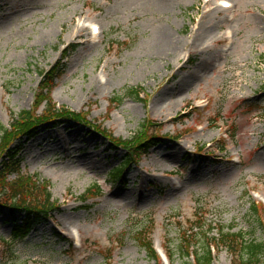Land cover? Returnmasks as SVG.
<instances>
[{"label": "rangeland", "instance_id": "1", "mask_svg": "<svg viewBox=\"0 0 264 264\" xmlns=\"http://www.w3.org/2000/svg\"><path fill=\"white\" fill-rule=\"evenodd\" d=\"M221 1L175 0L170 12L155 15L112 8L110 0H0L9 8L0 5V122L10 132L22 112L35 110L42 75L53 67L62 74L52 101L34 112L63 107L84 118L0 133V161L9 147H21V173L49 184L55 205L17 240L12 214L0 212V264H159L139 241L147 237L161 264H194L192 253L213 243L204 233L216 237L222 226L264 240V0H225L228 8ZM216 7L227 21L213 29L208 47L187 54V46L166 64L148 50L159 22L190 45L191 30ZM80 18L85 35L68 41ZM92 24L103 34L94 35ZM173 73L196 77L178 90ZM142 131L151 141L145 148L119 143ZM129 157L117 177L114 169ZM191 227L202 238L181 243ZM239 249L215 245L212 264H264V252L247 263Z\"/></svg>", "mask_w": 264, "mask_h": 264}, {"label": "trees", "instance_id": "2", "mask_svg": "<svg viewBox=\"0 0 264 264\" xmlns=\"http://www.w3.org/2000/svg\"><path fill=\"white\" fill-rule=\"evenodd\" d=\"M65 56V55H64ZM54 68V67H53ZM52 68V69H53ZM49 70L42 75V80L39 85V91L36 94V99L34 102V109L36 110L38 106L43 104L45 101L51 103L52 98L50 93L53 89V81L56 77H59L62 73L58 68ZM133 93L137 94V90L133 91ZM139 95V93H138ZM26 110L22 112L21 118L16 119L13 125L12 131H8L4 127V125L0 122V133L2 135L8 133L9 136H18L22 133H32L39 124L43 122L51 121L57 122L60 119L68 118L75 121L84 120L81 112H74L66 108L59 107H51L45 109L42 113L38 114L34 111ZM148 126V123L145 122L144 127ZM8 131V132H7ZM144 131V130H143ZM140 132L131 140H120V144H129L135 145L138 143L140 149L150 143L148 140L150 137H145L144 132ZM156 136L151 137L152 139H156ZM147 139V140H146ZM146 140V141H145ZM116 141V140H114ZM142 141V142H140ZM134 147V146H133ZM135 148V147H134ZM22 148L17 147V145L13 147H9L6 150L5 155L1 158L0 161V212L5 208L9 210L12 214L13 218V229L11 231V239H23L26 238L36 224L42 222V220L46 219L50 210L55 206L52 204L53 200L51 199L49 184L42 185V182L39 177H34L30 175H24L21 173V159L20 153ZM137 153L141 154L137 150ZM8 156V157H7ZM132 158L129 157L126 159L121 166H118L114 169V173L117 177L121 176L124 167L130 162H132ZM14 175L15 178L9 179L10 176ZM41 191V192H39ZM252 212L251 214L257 220V223H261L258 219V211L255 203H252ZM23 212V217L19 219L18 213ZM199 216V215H197ZM202 216H199L201 219ZM198 220V217H197ZM259 220V221H258ZM196 227V226H195ZM200 229H204V226H200ZM208 234V229H204ZM193 237L200 238L201 235L198 233L196 228L191 227L188 229H184L181 232V243L189 242ZM205 240H213L211 242L206 241L203 245V251L199 253L197 256L192 253L195 263L194 264H212L213 261V253H212V245H222L226 249L230 250L232 253L237 251L239 247V251L244 253L243 256L248 258L247 263H257L260 260V255L264 252V240L256 241L254 239H247L246 235L241 231H233V227L225 230V227L222 226L219 228L218 236L216 237H207L204 233L203 235ZM202 238V237H201ZM140 243L143 247L146 248L147 253L150 257L154 259H158V263H160V259L158 254L153 248L150 237H147L143 240H140ZM194 247L193 244L188 246V250ZM184 249V246L181 245V251ZM170 259H172L171 255L167 252ZM237 256V254H236ZM186 257H191V253L186 254ZM244 260V258H243ZM242 260L243 264L244 261Z\"/></svg>", "mask_w": 264, "mask_h": 264}, {"label": "bare ground", "instance_id": "3", "mask_svg": "<svg viewBox=\"0 0 264 264\" xmlns=\"http://www.w3.org/2000/svg\"><path fill=\"white\" fill-rule=\"evenodd\" d=\"M114 5H112V8H121V7H126L129 5L135 6L136 9H142L143 11L146 12H153L155 15H166L170 10L176 5L175 0H110ZM227 2L225 0H222L221 3ZM2 9L5 11H8L9 8L6 9L5 4H0ZM221 9L219 7H216L213 9V11L208 10L203 13L202 19L199 21V24L196 28H193L191 32L189 33L192 37L190 38L191 42L190 45L187 44L185 41H183L182 38L176 37L175 33L173 32L172 27L170 26H165L163 23L159 22L158 25L154 29V33L152 35V38L149 41V48L148 50L151 52L153 57L159 58L163 60V64H166L165 61L168 60V58L172 55L176 56L178 55L182 50H187L188 47L190 46L191 48L188 49L187 54H190L193 49H198V48H205L208 47L209 45H206L211 37L213 36V29L219 24V23H224L227 21V19L224 18H218V14L220 13ZM204 18V19H203ZM96 24H92L91 27H93ZM85 28V22L80 18V20L77 23H74L73 27V33H70L68 41L72 39L73 36L78 37V36H84L85 34L82 33L83 29ZM103 32L100 29L98 34L95 35H102ZM189 39V38H188ZM213 39V38H212ZM216 41H221L220 38L216 39ZM73 43V41H71ZM85 43V42H84ZM189 56V55H188ZM190 59L188 57L189 62ZM200 62L202 64H207L208 61L205 59H200ZM188 63L183 64L177 67L178 72L180 70H185L188 68ZM177 72V73H178ZM177 73H173L171 78L177 81L179 87L178 90L189 88L192 85V82L195 80V74L191 73L187 77H183L180 80H177ZM99 78V77H98ZM95 79H92V82H94ZM107 83H104L102 79L99 78L97 86L99 88H104ZM164 97L161 99H157L155 101L156 105H159ZM168 119V118H167ZM174 117L169 118L167 121H174ZM164 125V124H162ZM70 153V150H69ZM167 157L174 158V153L169 152L166 154ZM83 163L85 164L86 167L89 168H95V164L90 161V159H85L83 160ZM160 163V162H159ZM187 180L192 179V174H190L187 178ZM185 179V181H186ZM180 181V184H184L185 182ZM180 184H173L171 185L173 188H178ZM127 196V194L123 195ZM129 197V196H128Z\"/></svg>", "mask_w": 264, "mask_h": 264}]
</instances>
